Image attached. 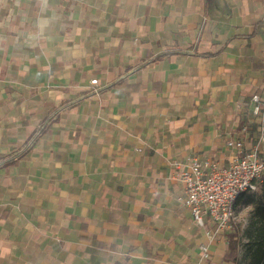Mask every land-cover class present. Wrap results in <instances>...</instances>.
Masks as SVG:
<instances>
[{
	"label": "crops",
	"instance_id": "obj_1",
	"mask_svg": "<svg viewBox=\"0 0 264 264\" xmlns=\"http://www.w3.org/2000/svg\"><path fill=\"white\" fill-rule=\"evenodd\" d=\"M254 94L264 0H0V264H196L170 163L249 146Z\"/></svg>",
	"mask_w": 264,
	"mask_h": 264
},
{
	"label": "built area",
	"instance_id": "obj_2",
	"mask_svg": "<svg viewBox=\"0 0 264 264\" xmlns=\"http://www.w3.org/2000/svg\"><path fill=\"white\" fill-rule=\"evenodd\" d=\"M90 83L97 84V79ZM251 103V112L257 118V137L249 146L239 136L228 138L225 146L232 155L227 164L211 156L170 163L172 177L183 186L178 200L189 208L193 222L204 229L205 239L198 245L196 264L210 260L211 247L236 218L239 197L264 184V100L254 94ZM248 131L249 126H242V133L247 135ZM224 241L228 243L227 239Z\"/></svg>",
	"mask_w": 264,
	"mask_h": 264
},
{
	"label": "rangeland",
	"instance_id": "obj_3",
	"mask_svg": "<svg viewBox=\"0 0 264 264\" xmlns=\"http://www.w3.org/2000/svg\"><path fill=\"white\" fill-rule=\"evenodd\" d=\"M263 187L264 184L257 191L247 192L239 197L235 205L236 218L230 223L229 227L224 230V234L220 237L223 240L235 238L237 240L238 250L235 259L225 256L227 261H223L222 264H250L249 258L247 257L248 242L250 241V237L255 234V228L258 226L255 216V200L257 196L262 193ZM224 244L228 249V243L225 242ZM262 264H264V260Z\"/></svg>",
	"mask_w": 264,
	"mask_h": 264
},
{
	"label": "trees",
	"instance_id": "obj_4",
	"mask_svg": "<svg viewBox=\"0 0 264 264\" xmlns=\"http://www.w3.org/2000/svg\"><path fill=\"white\" fill-rule=\"evenodd\" d=\"M255 205V216L258 226L255 228V234L250 237V241L248 242L247 257L249 258L250 264H262L264 260V187L262 193L257 196ZM237 250V240L235 238L228 240V249L225 256L235 259Z\"/></svg>",
	"mask_w": 264,
	"mask_h": 264
},
{
	"label": "clouds",
	"instance_id": "obj_5",
	"mask_svg": "<svg viewBox=\"0 0 264 264\" xmlns=\"http://www.w3.org/2000/svg\"><path fill=\"white\" fill-rule=\"evenodd\" d=\"M42 24L44 23V22H41Z\"/></svg>",
	"mask_w": 264,
	"mask_h": 264
}]
</instances>
